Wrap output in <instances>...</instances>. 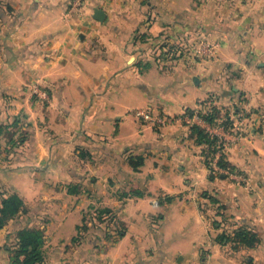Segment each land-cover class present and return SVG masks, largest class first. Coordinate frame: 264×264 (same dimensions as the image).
Instances as JSON below:
<instances>
[{
	"label": "crops",
	"instance_id": "0c3cea01",
	"mask_svg": "<svg viewBox=\"0 0 264 264\" xmlns=\"http://www.w3.org/2000/svg\"><path fill=\"white\" fill-rule=\"evenodd\" d=\"M151 14L148 36L171 24L198 27L199 37L217 43L216 58L198 63L191 81L184 71L159 68L143 45L148 38H138ZM0 16V102L30 127L17 156L0 161V192L18 194L26 209L0 228V264H14L17 231L36 227L30 211L40 208L49 214L46 241L70 243L89 197L114 208L125 225L116 264H264V0H0ZM35 83L48 102L35 100ZM209 95L247 119L237 143L219 131L228 163L245 182L210 178L203 145L179 119ZM136 108L173 120L152 125ZM127 152L143 158L138 170ZM70 183L80 192L66 190ZM123 189L141 194L119 200ZM227 222L256 231L258 243L235 248L220 238ZM64 260L56 251L45 263Z\"/></svg>",
	"mask_w": 264,
	"mask_h": 264
},
{
	"label": "rangeland",
	"instance_id": "374dc122",
	"mask_svg": "<svg viewBox=\"0 0 264 264\" xmlns=\"http://www.w3.org/2000/svg\"><path fill=\"white\" fill-rule=\"evenodd\" d=\"M0 18H2V16H0ZM153 18H155V14H151L146 17L144 27H142L139 34L140 37L138 38L139 40H141L140 38H142V36L144 38H148L145 39L146 41L143 45L147 46V49L152 55L153 59L158 63L159 68H161L165 72H171L174 75L184 71L186 72L187 76H189L187 77L188 80L191 81L190 75L194 74L195 71L196 73H198V63L206 64L216 58L218 53L217 43H210L204 37H199L198 27L188 28L185 25L180 26L171 24L170 26H168V28H166V31L163 32V34H167L166 37L161 36L158 41L154 40V37H150L146 34V28L150 25ZM146 42L147 44H145ZM1 61L2 55L0 54V62ZM197 80L198 79L196 77L195 81ZM31 92L33 95H35V100L41 102V104L48 102V93L44 87H41L39 85V83H35L32 86ZM42 94L46 95L42 96ZM6 108H8V103L0 102V161L7 158H10L12 160V157L17 156L16 153L18 152L19 146L22 144L25 134L30 129V127L26 125L25 120L20 119L18 122L16 121V118H10L9 116H7L6 113H4L6 112ZM192 109H194L196 111L195 113L197 114L198 111H201L202 113H210L211 111H213V109L217 110V124L212 125L204 121L202 118L201 119L203 120V123H200V125L211 134H218L223 144L222 149L218 150L214 156L210 154H206L207 156L205 154L203 155L204 160L207 159L210 161V166L208 167L210 175L216 176L220 173H223L237 183L245 182L247 178L244 176V174L236 170L234 167H232L231 169L222 168L217 164L218 157L221 153H224V148L228 143L226 142L222 134L219 133V131L231 132L232 134H229V136L231 135V138L236 139L235 143L241 141L245 137V133L248 130V127L246 126L247 119L245 118L243 113L234 111V108L231 105L230 108L225 107L222 101L216 100L212 95H209L207 99L201 101L199 103V107ZM132 112L137 117L151 120L152 125H157L156 123H159L162 126H166L170 125L173 120V116L161 114L158 112L155 113L151 108H136ZM141 112L146 114L147 118H144L141 115L137 114ZM186 114L187 113L185 109L180 113L179 119L181 120V122L189 127L191 126V124H198L194 121L188 122V119L185 118ZM226 118L231 120V125L228 129L225 128V124L223 125L222 123L225 122ZM159 119L163 122H158L160 121ZM7 149H9V151H7ZM127 153L128 155L126 158L128 160V158L130 157V152ZM132 156L138 155L135 154ZM225 160L227 161L226 155ZM78 184L79 183L65 184V188L68 191L74 190L70 193H79L80 187ZM50 186H52L53 189H60V186L62 185L59 183H55L51 184ZM90 186L91 183L88 182L83 184L82 186V190L85 194L88 193V197L92 191ZM132 191L133 189L129 191H123L120 195V198L118 199L123 200L124 197H130L133 193ZM118 192L120 193V191ZM2 194L4 195L3 192ZM88 199H90L92 202L85 205V207L83 208L82 219L80 225H78L80 226V228L76 229V233L70 240V243H61L59 247H55L53 243L51 244L46 241L47 237H45L43 224L45 223L46 218L49 216V214L45 212L41 213L42 208H40V211H30L32 212V216L36 217V223H39L40 221V223L37 224L36 228H39L43 232V251L44 257L46 259H54V254L57 251V253L63 256V258H68L67 261L64 260L63 262H61V264H116L113 261L114 257L116 256L114 246L118 242V239L124 233L125 225H122V223L120 222V219L118 215H116V211H114V208H110V213L102 212V209L105 208L106 205H101L100 203H98L95 197H89ZM209 200L210 201L208 202V204L213 202L212 199ZM48 201L46 202V206ZM81 201L82 200H79V202ZM62 203L63 202L61 201L60 205H62ZM215 208L216 207L213 206L212 210H215ZM235 232L236 230H233V227H231L230 223L227 222L222 228L219 229L218 235H220V238H227L233 236ZM142 249L146 251V248ZM232 249L235 250V248L233 247ZM152 250L155 254L156 249L152 248ZM147 251L151 253L150 249H147ZM206 253L211 254L210 250H208ZM215 255L219 256L220 252L216 251Z\"/></svg>",
	"mask_w": 264,
	"mask_h": 264
},
{
	"label": "trees",
	"instance_id": "16d2710c",
	"mask_svg": "<svg viewBox=\"0 0 264 264\" xmlns=\"http://www.w3.org/2000/svg\"><path fill=\"white\" fill-rule=\"evenodd\" d=\"M166 37L167 34H160L158 37L154 38V40L158 41L160 37ZM162 37V38H163ZM186 113L189 116L195 114V110L192 108H186ZM198 115L206 122L215 125L217 124V110L213 109L210 113H202L198 111ZM225 128H229L231 125V120L226 118ZM190 130L194 135V139L197 144L203 145L202 154H210L212 156L218 150H221L223 147L222 140L219 136L215 134H211L200 124H191ZM24 139V138H23ZM207 156V155H206ZM130 166L136 170L143 163V158L138 156H130L128 158ZM206 165L210 166V161L205 159ZM218 166L222 168H232V166L225 160L224 153H221L217 160ZM212 178V175H210ZM74 190H70L73 192ZM135 195H140V191H134ZM26 209L24 208V202L22 198L16 194L12 193L7 196L3 195L0 192V228L3 227L10 219H13L18 216L20 212H24ZM102 212H111V209L105 207L102 209ZM80 226L77 227L79 229ZM122 234V233H121ZM228 241L234 242V247H238L240 245L253 247L259 241V235L256 231L240 228L236 229V232L233 236L227 237ZM43 232L39 228L36 227H22L17 231V241L14 247L11 250V260L14 264H44L45 257L43 251ZM70 264V263H66Z\"/></svg>",
	"mask_w": 264,
	"mask_h": 264
},
{
	"label": "built area",
	"instance_id": "2783aa9c",
	"mask_svg": "<svg viewBox=\"0 0 264 264\" xmlns=\"http://www.w3.org/2000/svg\"><path fill=\"white\" fill-rule=\"evenodd\" d=\"M41 95V94H40ZM45 96L46 94H42V96ZM138 115H141L142 117H146L147 118V115L146 114H144L143 112H141V113H137ZM186 119H188V122H191V121H194V122H197L198 124H200L201 122L203 123V120L201 119V117L197 114V113H195V114H193L192 116H189L188 114H186V117H185ZM160 120V119H159ZM158 122H163L162 120H160V121H158ZM215 135H217L218 136V134H215Z\"/></svg>",
	"mask_w": 264,
	"mask_h": 264
},
{
	"label": "water",
	"instance_id": "95a60500",
	"mask_svg": "<svg viewBox=\"0 0 264 264\" xmlns=\"http://www.w3.org/2000/svg\"><path fill=\"white\" fill-rule=\"evenodd\" d=\"M93 16L95 19L103 21L105 18V12L100 8H95Z\"/></svg>",
	"mask_w": 264,
	"mask_h": 264
}]
</instances>
